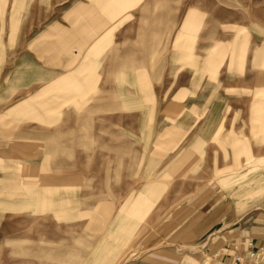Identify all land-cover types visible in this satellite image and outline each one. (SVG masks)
<instances>
[{"label":"rangeland","instance_id":"374dc122","mask_svg":"<svg viewBox=\"0 0 264 264\" xmlns=\"http://www.w3.org/2000/svg\"><path fill=\"white\" fill-rule=\"evenodd\" d=\"M205 196L264 242V0H0V264H214Z\"/></svg>","mask_w":264,"mask_h":264},{"label":"crops","instance_id":"0c3cea01","mask_svg":"<svg viewBox=\"0 0 264 264\" xmlns=\"http://www.w3.org/2000/svg\"><path fill=\"white\" fill-rule=\"evenodd\" d=\"M213 197L205 196L203 199L193 202L191 204V209L193 211L188 213L187 217L188 219L189 216L193 215V219L188 225L190 228L186 229L184 227L185 231H181V233L174 232L175 234L173 233L172 236L166 240L177 247H185L203 240L205 236L210 234L208 236V241L210 243L208 244L207 242L201 247V257L206 254L214 264L230 263L232 258L226 255L227 250L233 251L234 247H240V244L247 240H253L256 247H264V242L257 240L255 236L248 235L244 232H236L235 229H231L232 226L226 229L222 228L212 233L215 226L225 222V218H229L232 214H235V209L237 207L234 197L230 198L229 202L226 201L224 196L220 198ZM23 202L27 203L28 200H24ZM177 223L179 228H183L182 225L188 222L184 223L179 221ZM173 224L172 228H176V222ZM175 252L177 254L167 253L153 248L148 250L143 260L136 261L133 264H188L189 260L181 257L182 253L180 254V252H182V250L176 248ZM216 254H220V256L215 257ZM190 264H207V260L202 257L201 260L196 259L195 261H191Z\"/></svg>","mask_w":264,"mask_h":264},{"label":"built area","instance_id":"2783aa9c","mask_svg":"<svg viewBox=\"0 0 264 264\" xmlns=\"http://www.w3.org/2000/svg\"><path fill=\"white\" fill-rule=\"evenodd\" d=\"M226 255L232 258L228 264H264V247H256L253 240L242 242L233 251L227 250ZM219 256L220 254L215 255Z\"/></svg>","mask_w":264,"mask_h":264}]
</instances>
